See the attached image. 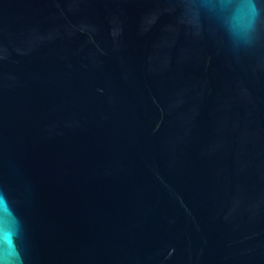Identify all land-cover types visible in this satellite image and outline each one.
Listing matches in <instances>:
<instances>
[{
  "label": "water",
  "instance_id": "water-1",
  "mask_svg": "<svg viewBox=\"0 0 264 264\" xmlns=\"http://www.w3.org/2000/svg\"><path fill=\"white\" fill-rule=\"evenodd\" d=\"M0 264H264V0H0Z\"/></svg>",
  "mask_w": 264,
  "mask_h": 264
}]
</instances>
